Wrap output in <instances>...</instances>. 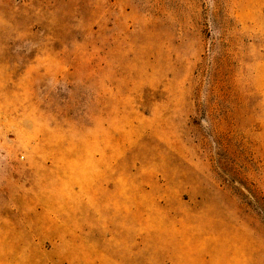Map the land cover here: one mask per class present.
<instances>
[{"label": "rangeland", "instance_id": "obj_1", "mask_svg": "<svg viewBox=\"0 0 264 264\" xmlns=\"http://www.w3.org/2000/svg\"><path fill=\"white\" fill-rule=\"evenodd\" d=\"M0 264H264V0H0Z\"/></svg>", "mask_w": 264, "mask_h": 264}, {"label": "crops", "instance_id": "obj_2", "mask_svg": "<svg viewBox=\"0 0 264 264\" xmlns=\"http://www.w3.org/2000/svg\"><path fill=\"white\" fill-rule=\"evenodd\" d=\"M109 211H108V209L106 208V209H104L103 210V212H101L100 214H101V216H100V220L104 223V225L105 226H107L108 224H111L112 223V219H108V218H105L106 220H102V217H103V215L102 214H107ZM158 213H160V214H162L163 212H158ZM119 214H122L121 212L119 213L118 212V215H117V213H116V217H115V219L117 218V216H119ZM120 217V216H119ZM137 219H138V221L140 220L139 219V217H137ZM142 219H144V223L145 222H147L148 220H149V216H147V217H142ZM105 221V222H104ZM178 228H176L175 230H176V232H178V233H180V232H182V223H178ZM151 234V231H150V229H148V230H144V229H142V230H138V232H137V235L140 237V239L141 240H145V238L147 237V236H149ZM192 237H194V238H196V235L195 234H193V236Z\"/></svg>", "mask_w": 264, "mask_h": 264}]
</instances>
